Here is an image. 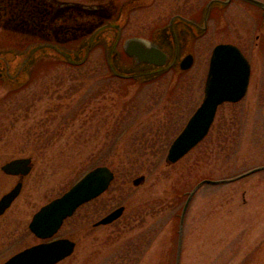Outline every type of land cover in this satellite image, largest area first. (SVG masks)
<instances>
[{"label": "rangeland", "instance_id": "374dc122", "mask_svg": "<svg viewBox=\"0 0 264 264\" xmlns=\"http://www.w3.org/2000/svg\"><path fill=\"white\" fill-rule=\"evenodd\" d=\"M77 1L83 7L74 6V23L63 28L12 27V18L8 26H0V49L23 51L43 38L63 43L76 38V43L113 17L122 0ZM207 1L139 0L115 45L121 60L130 62L121 54L125 37H148L174 13L195 17ZM210 14L200 38L179 39L171 49L170 61L182 50L195 52L193 65L180 75L169 70L143 86L125 84L109 78L105 46L96 44L79 66L52 57L36 62L29 82L15 92L0 82V162L16 156H31L33 162L6 212L8 228L19 222L26 230L41 205L92 167L107 165L114 172L107 189L79 206L55 234L75 241L73 252L56 264H175L187 192L204 178H228L264 164V11L229 0ZM112 29L107 30L110 40L117 34ZM219 42L237 45L249 60L247 91L239 101L221 104L203 140L168 163L170 142L202 99L210 53ZM141 174L144 181L134 185ZM120 205L124 209L118 218L94 224ZM27 233L0 247V263L37 241ZM178 264H264V169L196 189L184 216Z\"/></svg>", "mask_w": 264, "mask_h": 264}, {"label": "water", "instance_id": "95a60500", "mask_svg": "<svg viewBox=\"0 0 264 264\" xmlns=\"http://www.w3.org/2000/svg\"><path fill=\"white\" fill-rule=\"evenodd\" d=\"M264 11L262 0H242ZM229 0H209L203 7L201 19L206 25L210 10L213 7H221ZM178 16H174V18ZM170 26V23H169ZM110 29H116L110 41L105 46V59L111 75L120 77H133L137 79H151L170 67L187 70L193 63L192 53H186L177 60L170 61L165 51L154 44H148L143 38L133 37L124 42L123 50L126 55L133 57L135 62L155 66L147 69L135 63H123L115 45L120 36V27L117 23L109 25ZM109 29L101 27L87 36L74 48H67L57 44L33 42L27 45L23 51L9 48L0 49V78L5 82H16L21 78L26 81L30 70L40 57H52L73 65L82 64L88 57L93 45L100 44L104 32ZM112 29V30H113ZM110 42V43H109ZM250 78V63L241 49L230 42L216 44L211 51L208 70L205 77L203 96L199 105L187 119L185 125L170 143L165 160L174 163L182 158L188 151L197 145L208 133L219 105L224 102H237L246 93ZM30 162L28 157H19L7 164L9 171L22 167L21 171H28ZM26 166V167H25ZM19 169V168H18ZM264 169V164L254 166L235 176L220 179L204 178L187 192V197L179 215L178 224V250L175 264L179 263V249L183 229V221L188 204L196 189L204 184H219L239 179L255 171ZM114 178V172L106 165H98L88 170L81 178L73 183L61 195L53 198L42 205L32 216L29 229L40 238L52 237L61 227L63 221L71 216L76 209L85 202L97 197L104 192ZM145 179L143 174L132 180L134 185L141 184ZM19 192L17 184L0 201V210L7 207ZM124 207L121 205L102 218L95 224H107L118 218ZM75 242L62 237L42 242L12 255L2 264H54L69 256L74 250Z\"/></svg>", "mask_w": 264, "mask_h": 264}, {"label": "flooded vegetation", "instance_id": "af4514ba", "mask_svg": "<svg viewBox=\"0 0 264 264\" xmlns=\"http://www.w3.org/2000/svg\"><path fill=\"white\" fill-rule=\"evenodd\" d=\"M138 3H139V0H122L118 4L116 13L113 17L111 18L106 17V19H104L100 23H97L87 33H85L82 37H80L76 41V43H74L75 42L74 40H76V38L75 39L73 38V40L71 41L70 40L64 41L63 43V42H59L56 40L49 41L48 39H44L43 36H42L43 39L36 40L33 42L42 43V44L43 43L57 44V45H62L67 48H74V46L77 43L82 42L87 36H90L95 30L101 27H104V29L106 28L110 29L111 27H109V25H113V23H117V27L118 26L120 27L119 38H121V33L123 29L125 28L126 24L128 23L127 14L131 10L135 9L138 6ZM77 4L79 7H83V5H81L80 2L77 0H0V19H1V16L3 15H5L6 16L5 18L7 19L6 22L0 23V26H4V27L8 26V24L11 23L9 21L12 20V18H14L15 20L18 19L16 21L19 24L13 25L16 22L15 20H13L14 23L11 25L12 27L40 28L41 30L48 29V28L49 29L63 28L65 27V23H74L75 14H74L73 8L74 6H77ZM103 7L109 8V6H107V3H105ZM201 12L202 10L199 12L198 15H201ZM33 14L36 15L35 20L32 19ZM211 14L209 15L206 25H205V23L203 22V18L199 20L198 15L194 17L192 15L184 16L180 13H174L169 16L167 24L162 23V24L155 26L150 31V34L148 35V37H144L143 39L148 44H154L158 46L159 48L163 49L165 53L167 54V57H169L170 59L171 49L176 46V43L179 41V39L183 40L184 42H187L189 39L191 40V38H200L207 31L208 20L210 19ZM174 16H178V17L174 18L172 21V18ZM169 23H170V26H169ZM107 30L105 31L106 37H104V34H103V39H102L101 44H106L107 41H110L109 36H107ZM133 37L142 38L140 35L125 37L123 39L122 46H121V54H124L125 57L129 58L130 63L133 62L135 63V65L145 67L146 69L148 67H153V70H155L156 69L155 66L149 65L146 67L147 64L138 63L137 61L135 62L133 57H130L125 54L123 50L124 42L127 39L133 38ZM70 43H74V45L72 47H69L68 45H70ZM189 52L192 53L193 63H194L195 52L193 49L192 50L190 49L182 50L179 56L181 58L183 57V55ZM177 59L178 57L175 58V60ZM44 60L47 62V58L41 56L39 59V62H43ZM18 157L30 158V162L26 165L27 167L29 166L28 171H25V172L21 171L23 166L18 167L19 169L18 168L14 169V172L8 170L7 164L14 158H18ZM32 166H33V162H32L31 156H16V157L0 162V201L2 197L6 195L7 193H9L17 184L19 185V192L15 196V198L11 201V203L7 207L0 210V247L5 246L7 242L10 245V242H13V241L18 242L20 240H23L24 235H21L20 232H22L23 234L25 233L28 234L27 233L28 231L37 239L36 242L27 244L24 247L16 250L15 252L7 256L0 264H2L5 260H7L9 257L14 255L15 253L25 248L58 238V237H54L56 233L52 237L46 238V239L40 238L37 235H35L29 229V223H30V220L33 214L31 215L30 219L26 223V228H27L26 230L22 224L20 227L19 222H17V226H16V223L13 224V229L8 228V226H11V220L9 219L10 216L6 212L8 208H10L13 202L20 195V192L25 185L26 178L29 176L31 172Z\"/></svg>", "mask_w": 264, "mask_h": 264}, {"label": "trees", "instance_id": "16d2710c", "mask_svg": "<svg viewBox=\"0 0 264 264\" xmlns=\"http://www.w3.org/2000/svg\"><path fill=\"white\" fill-rule=\"evenodd\" d=\"M181 72L182 71H180V70H176V71H174V74L175 75H180ZM165 74L166 73L163 72V73H161V74H159V75H157V76H155V77H153L151 79H148V80L141 79V78L140 79H137V78H133V77H124V78H121V79H123V81H124L125 84L127 82H130L131 84H135L137 87H139V86H143L144 84H147V83H149L151 81H154L156 79H159V78H161ZM110 77H115V76H113V75L110 74L109 78ZM116 78H119V77H116ZM24 79L25 78H21L20 80H17L16 82L15 81L14 82L11 81L10 83L9 82L7 83L3 79L0 78V82L5 83L4 85L7 86L10 89V93H11V92L17 91L21 86H23L24 84H26V83L29 82V79H27L26 81H24Z\"/></svg>", "mask_w": 264, "mask_h": 264}]
</instances>
